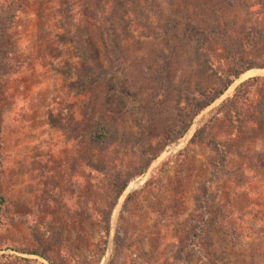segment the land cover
<instances>
[{
    "label": "rangeland",
    "instance_id": "374dc122",
    "mask_svg": "<svg viewBox=\"0 0 264 264\" xmlns=\"http://www.w3.org/2000/svg\"><path fill=\"white\" fill-rule=\"evenodd\" d=\"M0 194V264H264V0H0Z\"/></svg>",
    "mask_w": 264,
    "mask_h": 264
},
{
    "label": "trees",
    "instance_id": "16d2710c",
    "mask_svg": "<svg viewBox=\"0 0 264 264\" xmlns=\"http://www.w3.org/2000/svg\"><path fill=\"white\" fill-rule=\"evenodd\" d=\"M135 20H136V19H135ZM134 22H135V23H139L138 20H136V21H134ZM140 24H141L142 28L145 29V25H142V22H141V21H140ZM133 26H134V23H133ZM71 36H72V35H71ZM71 36H70L71 40H75V39H76L75 36H72V37H71ZM72 42H75V41H72ZM75 43H76V42H75ZM77 44H78V43H77ZM234 77H235V76H234ZM219 93H220V92H219ZM125 183H126V182H123L122 186L118 189V191L116 192L117 195L120 194L121 190H122L123 187L125 186ZM3 202H4L3 196L0 194V227L2 226V215H1V214H2V205H3ZM107 232H108V227L105 226V228H104V238H105V239H106ZM192 236H194V235H192ZM192 236H191V237H192ZM192 240H194V237L191 238V240L189 241L188 244L193 245L194 242H193ZM102 248H103V247H102ZM41 255H42V257L44 256L43 254H41ZM4 257H6V256H4ZM13 257H14V256H13ZM15 258L21 259V258H19V257H15ZM44 258H46V260L48 261L49 264H57V263H55L54 259L51 258V257H49V256L44 257Z\"/></svg>",
    "mask_w": 264,
    "mask_h": 264
}]
</instances>
